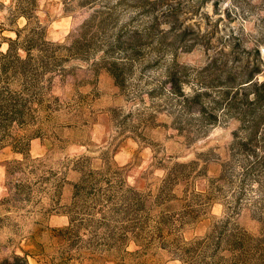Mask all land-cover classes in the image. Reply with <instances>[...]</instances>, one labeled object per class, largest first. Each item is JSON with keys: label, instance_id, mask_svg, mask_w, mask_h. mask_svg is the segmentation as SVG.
<instances>
[{"label": "rangeland", "instance_id": "obj_1", "mask_svg": "<svg viewBox=\"0 0 264 264\" xmlns=\"http://www.w3.org/2000/svg\"><path fill=\"white\" fill-rule=\"evenodd\" d=\"M38 5L49 41L70 45L86 33L95 47L87 59L50 76L31 124L14 125L0 144V261L20 256L30 264H264V205L249 189L235 202V186L216 183L240 122L223 118L188 139L175 128L180 108L164 90L169 66L187 68L189 92L197 85L194 70L221 49L243 63L263 64L264 72V0ZM10 7L11 0H0L1 43L26 25L25 19L11 22ZM108 8L111 17L97 29ZM137 30L145 33L132 66L120 65L122 49L105 53L107 43L121 36L125 45ZM7 48L3 42L0 51ZM114 68L123 71L120 82ZM22 137L28 161L12 149ZM15 161L27 164L8 176ZM193 161L194 179L178 180L175 173L174 183L164 186L174 166ZM20 178L25 188L19 194ZM123 184V192L130 187L138 194L127 204L120 196ZM234 234L242 236V258L230 246ZM164 242L169 248H162Z\"/></svg>", "mask_w": 264, "mask_h": 264}, {"label": "trees", "instance_id": "obj_2", "mask_svg": "<svg viewBox=\"0 0 264 264\" xmlns=\"http://www.w3.org/2000/svg\"><path fill=\"white\" fill-rule=\"evenodd\" d=\"M159 1H152V5L159 4ZM9 19L15 23L19 19H25L26 25L23 29H16L13 32L15 39L3 38L8 48L5 52L0 51V144L8 138L10 129L17 125L19 128L28 127L35 117V105L42 107L44 94L49 89L50 76L62 72L65 66L73 60H85L87 54L95 47L94 38L87 40V34L82 33L71 44L56 43L47 39V28L43 26L36 13L39 10L38 0H11ZM102 13V20L98 22L97 29L112 15V9ZM143 31H135L127 40L122 43L121 36L112 43H107L108 51L115 49L123 50V58L120 64L125 67L135 63V57L140 51L137 41L143 37ZM2 42V43H3ZM0 42V49L2 46ZM136 43V44H135ZM260 63L263 59L260 58ZM263 64L241 62L232 54L225 53L221 49L216 53L208 64L201 69L194 71L197 82L195 88L186 92L187 86L186 67L173 64L167 69L165 87L168 97L174 106L180 109L174 113L175 128L179 133H186L188 139L198 135L204 128L212 127L221 119L232 117L240 122V128L235 134L234 142L230 149V160L224 164L223 172L216 183H231L235 186V202L245 197L249 189L255 203L264 205V75L261 70ZM111 71L112 76L120 82V71ZM114 71V72H113ZM16 86V89L13 87ZM47 112L49 107L47 106ZM186 118V119H185ZM23 137L16 139L12 144L13 152L27 157L26 145H22ZM26 161L28 159L26 158ZM27 163L15 161V167L7 169L8 176H14L21 172ZM197 162L178 164L168 172L164 186L174 183L173 175L178 174V180L183 178L188 182L194 179L193 172ZM125 185L121 186V199L127 204L131 195L138 196L136 191L130 187L127 190ZM19 194L25 188L23 179L16 184ZM238 202V201H237ZM128 208V206L126 207ZM69 228L58 232L65 233ZM128 230V228H126ZM121 236L122 244H127L129 239ZM241 234L231 236L229 242L234 251H237L242 258L244 242ZM170 243H163L162 248H169ZM0 264H30L25 257L15 256L11 260L0 261ZM235 264H243L238 261Z\"/></svg>", "mask_w": 264, "mask_h": 264}, {"label": "crops", "instance_id": "obj_3", "mask_svg": "<svg viewBox=\"0 0 264 264\" xmlns=\"http://www.w3.org/2000/svg\"><path fill=\"white\" fill-rule=\"evenodd\" d=\"M64 218L66 220V222L64 223V225L67 226L69 224V219L67 217H64ZM105 264H125V263L120 262V261H108ZM166 264H181V263L180 262H177V261L171 260V261H169Z\"/></svg>", "mask_w": 264, "mask_h": 264}]
</instances>
